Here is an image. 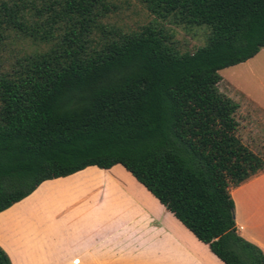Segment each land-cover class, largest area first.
<instances>
[{"label": "trees", "instance_id": "trees-1", "mask_svg": "<svg viewBox=\"0 0 264 264\" xmlns=\"http://www.w3.org/2000/svg\"><path fill=\"white\" fill-rule=\"evenodd\" d=\"M155 15L205 25L180 53L163 31L105 33L108 0H0V211L47 179L122 164L225 264H264L239 234L231 191L264 170L238 133L220 70L264 48V0H142ZM0 264H12L0 246Z\"/></svg>", "mask_w": 264, "mask_h": 264}, {"label": "crops", "instance_id": "crops-1", "mask_svg": "<svg viewBox=\"0 0 264 264\" xmlns=\"http://www.w3.org/2000/svg\"><path fill=\"white\" fill-rule=\"evenodd\" d=\"M231 194L239 234L264 251V170ZM0 246L12 264H225L122 164L41 182L0 211Z\"/></svg>", "mask_w": 264, "mask_h": 264}, {"label": "rangeland", "instance_id": "rangeland-1", "mask_svg": "<svg viewBox=\"0 0 264 264\" xmlns=\"http://www.w3.org/2000/svg\"><path fill=\"white\" fill-rule=\"evenodd\" d=\"M110 11L102 18L105 33L119 30L125 33L140 31L146 25L155 26L163 31L167 41L180 53L193 52L204 46L211 30L205 25H185L172 17L162 18L151 13L142 0H108ZM44 45H34L20 38L9 40L3 53L0 74L10 69L11 64L22 55L23 51ZM222 79L219 90L239 103L236 118L239 121L238 133L244 143L264 157V115L252 102L264 103V48L245 62L226 67L219 71ZM250 100V102L248 101Z\"/></svg>", "mask_w": 264, "mask_h": 264}]
</instances>
